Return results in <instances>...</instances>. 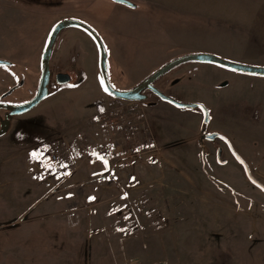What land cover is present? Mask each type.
<instances>
[{
    "label": "rangeland",
    "instance_id": "obj_1",
    "mask_svg": "<svg viewBox=\"0 0 264 264\" xmlns=\"http://www.w3.org/2000/svg\"><path fill=\"white\" fill-rule=\"evenodd\" d=\"M19 1L53 10L52 0H47L48 7L46 0H40L39 6L37 0ZM128 1L137 8L112 0H65L54 4L53 10L60 13L56 19L68 17L66 20L80 21L95 32L111 24L114 32L124 35L114 44L99 36L115 90L123 91L118 86L135 85L168 62L189 54H211L264 68V0H158L163 8L155 10L146 0ZM102 2L105 6L100 9ZM72 8L87 9L100 25L94 29L87 19L65 13ZM18 12L14 13L16 19L21 15ZM30 16L26 13L24 17ZM0 18L4 19L0 55L14 61L28 59L38 44L39 23L7 21L3 9ZM62 32L49 62L47 87L55 91L23 115L10 116L0 110V264H264V192L248 178L243 187V175L231 164L232 156L220 139L205 143V155L220 149L225 161L211 174H168L149 168L142 178L124 176L116 183L107 173L105 188L100 191L83 185L85 180L95 181L96 176L105 174L107 168L103 169L105 164L88 149L98 154L109 147L111 154L119 157L114 146L122 140L126 149L129 133L120 127L107 130L96 122L101 108L119 101L108 96L99 102L107 96L97 76L91 38L76 27ZM25 72L31 74L11 63L0 66V96L11 88L12 80H25L23 87L0 99L1 105H23L35 96L37 91ZM67 72L74 82L60 90L55 77ZM39 78L40 74L36 80ZM84 78L78 88L69 89ZM129 110L139 115L132 104ZM164 126L153 121L149 127L152 139L162 136ZM103 132H110L111 138L102 136L109 144H99ZM137 137L144 141L148 135L142 130ZM153 148H143L138 155ZM33 151L40 153L38 159L30 157ZM52 153L58 155L59 166L51 162ZM156 153H151L153 159ZM173 156L180 159L181 153ZM141 159L138 164L144 169L145 159ZM147 183L157 188L161 185L163 191L153 193ZM234 185L238 191H232ZM89 196L95 200L89 202Z\"/></svg>",
    "mask_w": 264,
    "mask_h": 264
},
{
    "label": "crops",
    "instance_id": "obj_2",
    "mask_svg": "<svg viewBox=\"0 0 264 264\" xmlns=\"http://www.w3.org/2000/svg\"><path fill=\"white\" fill-rule=\"evenodd\" d=\"M18 1L0 0V9L7 11V17L9 18H7V21L13 19L22 24L26 22L31 24L33 22L34 25H37L39 23L38 29L41 28V31L38 44L28 59H15L14 61L2 55H0V59L9 61L15 68L29 69L31 74L28 75L25 72L27 74L26 77L36 79L37 75L41 72V56L49 36L48 31H51L57 22L68 18L62 17L56 19L55 15H59L60 13L56 14L53 11L54 4L57 3L59 5L60 2H65V0H52L53 10H49L48 8L39 9L33 5H22ZM146 1L148 5L156 6L151 8L153 10L163 8L161 2H158V0ZM40 2L42 1L37 0L36 5L39 6ZM13 4L19 5V7ZM101 4L100 9H103V5L105 6V4L103 2ZM48 5L50 3L47 1V7ZM17 11L21 15H17L16 19L14 13L16 14ZM64 11L65 13L72 14L73 17L87 19L88 23H93L94 29H97V25H100L96 18L89 16L87 9L72 8ZM26 13L32 16L29 18L24 17ZM3 21L4 19L0 18V27H2ZM104 24H108V22ZM112 28L113 25L111 24L110 26L104 25L102 28H98L96 32L106 43L114 44L117 39H121L124 35H121V33L117 34ZM64 37L66 38L65 33ZM96 59L97 76L99 78L97 49ZM170 72L169 75L162 77L155 83V88L165 96L179 103H197L205 107L209 118L207 125H203V115L198 109H180L163 101L155 94H152L151 97L146 95L143 101L133 102L131 104L134 110L136 108L139 114L144 117L148 125H150L149 127H152L153 121H159L160 124L165 125L162 136H155L153 138L152 145L154 148L143 154L144 156L138 155L134 161L124 155L114 157L111 154L107 160V166L103 165V169L107 167L106 173L96 176L95 181L91 179L85 180L83 185L87 188L100 191L105 188L104 176L107 173L113 176V183H116L120 178L124 180V176L128 178L133 175L137 178L136 175H142L139 177L142 178L143 174L149 168L168 174H180L183 172L190 174L195 172L203 175L211 174L212 172L218 171L221 168L220 165L223 164L217 162L215 154L205 155L208 148L205 145L207 141L204 140V135L216 134L229 143L231 149L243 161L255 181L262 183L261 185L264 186V78L235 72L232 73V71H226L214 65L200 63H185L175 67ZM84 80L85 78L80 84L69 89L78 88L83 84ZM135 85L128 86L126 84L118 87L126 91ZM188 91H191V94H188ZM107 98L108 96L101 98L99 102H105ZM105 104L103 103L101 105L103 106ZM103 131L105 130L103 129ZM103 135L111 138L110 132H103L102 135H99V142H101L99 144H109L107 140H103ZM220 140L226 145L232 156L231 164L236 167L238 172L242 173L245 182L243 187H246L248 181L243 165L232 154L227 142L222 139ZM118 142L117 140V145L114 143V150L117 153L124 152L125 147L122 146V140L120 143ZM153 152H157L154 159L151 156ZM174 152L181 153L180 157L183 159L174 158ZM88 153L91 156H97L92 154V148L88 149ZM141 158L145 159L144 169L140 168L141 166L138 164ZM152 161H154L153 164ZM184 164L188 166H184ZM152 181L155 180L153 179ZM147 185L148 189L153 193H158V190L163 191L161 185L158 188L154 187L151 183H147ZM236 189L238 188L234 185L232 191H238Z\"/></svg>",
    "mask_w": 264,
    "mask_h": 264
},
{
    "label": "water",
    "instance_id": "obj_3",
    "mask_svg": "<svg viewBox=\"0 0 264 264\" xmlns=\"http://www.w3.org/2000/svg\"><path fill=\"white\" fill-rule=\"evenodd\" d=\"M112 2L114 4H118V5L124 6L129 9L137 8V5L135 3L128 1V0H112ZM68 27H76L84 31L95 44L97 52H98L99 79H100L101 86L107 96L115 100H120V101L140 102L145 99V96L142 93L145 90H149L153 92L157 97L162 99L163 101H166L177 108L200 110L203 115V125L204 126L207 125L208 120H209L208 113L205 107H203L200 104H195V103H191V104L178 103L174 101L173 99L165 96L160 91H158L152 84L164 74L168 73L175 67L185 64V63L210 64V65H214L220 68L230 70L235 73L264 78V68H261V67L234 63V62L224 60L220 57H217L211 54H189V55H185L178 59L168 62L167 64L162 66L156 72L152 73L148 78L143 80L141 83H139L134 88L130 90H126V91H118V90H115L110 85L109 78L107 75V53H106V49L99 35L91 27H89L88 25L80 21L65 19V20L59 21L53 27L47 39L46 45L44 47V50L41 56L42 70H41V75L39 79L38 89H37L35 96L27 103L23 105H19V106H7V105L0 104V110L7 111L10 116L23 115L24 113L29 112L34 107L39 105L44 99H46L50 94H52L55 91V90L49 91L47 87L50 81L49 62H50L52 49H53L57 36L62 30ZM8 65H9V62L0 60V66H8ZM55 82L58 86H64L70 82V76L69 74H66V73H59L55 77ZM105 89H107V91H105ZM5 124L6 122H4L2 126ZM214 135H205V137L208 140H213ZM219 154L220 153L218 152V157H219ZM224 163L225 162L222 161V164ZM245 173L249 180L253 179L248 169L245 170ZM253 181L254 182L252 183L256 185L257 187H259L264 192V186L258 183L257 181H255L254 179Z\"/></svg>",
    "mask_w": 264,
    "mask_h": 264
},
{
    "label": "built area",
    "instance_id": "obj_4",
    "mask_svg": "<svg viewBox=\"0 0 264 264\" xmlns=\"http://www.w3.org/2000/svg\"><path fill=\"white\" fill-rule=\"evenodd\" d=\"M120 103V104H119ZM114 105L108 106L102 113L96 115L95 120L107 130H116L119 127L125 128L129 133V145L125 149V152H121L119 155H124L129 159L137 156L139 151L143 148L148 150L150 145L153 144V139L149 131V125L145 119H141L142 115H138L135 112H130L129 106L131 103L119 101ZM141 116V117H139ZM143 118V117H142ZM136 121L138 123H136ZM142 130L148 135L144 141H141L137 136ZM142 142V143H141ZM139 149V151H137ZM110 148L106 147L98 152L99 157L108 158L111 155ZM50 160L57 166L60 164L58 155L50 154ZM112 180V175H109ZM133 184V183H131Z\"/></svg>",
    "mask_w": 264,
    "mask_h": 264
},
{
    "label": "flooded vegetation",
    "instance_id": "obj_5",
    "mask_svg": "<svg viewBox=\"0 0 264 264\" xmlns=\"http://www.w3.org/2000/svg\"><path fill=\"white\" fill-rule=\"evenodd\" d=\"M58 23V22H57ZM56 23V24H57ZM63 31V30H62ZM62 31L59 33V34H61L62 33ZM58 37V36H57ZM57 39V38H56ZM55 42H56V40H55ZM9 65H10V63H9ZM8 65V66H9ZM41 70H42V64H41ZM66 74H69V76H70V82L68 83V84H72L73 82H74V76L71 74V73H66ZM40 75H41V72H40ZM150 75H148L147 77H145L144 79H142L139 83H141L143 80H145L146 78H148ZM161 78V77H160ZM159 78V79H160ZM40 79V78H39ZM158 79V80H159ZM12 80V79H11ZM158 80H156L152 85L155 87V83L158 81ZM24 83H25V80L22 78L20 81H17V80H12V84H11V88H9V89H7V90H5L2 94H1V96H0V99H3V98H6V97H8V96H10V95H12L16 90H18L20 87H23V85H24ZM31 83H32V88L35 90V91H37V89H38V85H39V80H36V79H32L31 80ZM138 83V84H139ZM68 84H66V85H64V86H59V87H65V86H67ZM137 84V85H138ZM137 85H135V86H137ZM134 86V87H135ZM133 87V88H134ZM62 89V88H61ZM132 89V88H131ZM130 90V89H129ZM154 94L153 92H151V91H149V90H145L142 94L144 95V96H148V94ZM33 98V97H32ZM32 98H30V100L32 99ZM30 100H28V101H30ZM205 135H214V134H205ZM205 135H204V140L205 141H212V140H208V139H206V137H205ZM220 137H214L213 138V140H215V139H219ZM220 139H222V138H220ZM223 140V139H222ZM229 146V145H228ZM218 152L220 153L219 154V157H218ZM214 154H215V156H216V159H217V162L218 163H220V164H222V161H223V158H222V155H221V150L220 149H218L217 150V152L215 151V152H213Z\"/></svg>",
    "mask_w": 264,
    "mask_h": 264
},
{
    "label": "snow or ice",
    "instance_id": "obj_6",
    "mask_svg": "<svg viewBox=\"0 0 264 264\" xmlns=\"http://www.w3.org/2000/svg\"><path fill=\"white\" fill-rule=\"evenodd\" d=\"M105 91H107V89H105ZM100 111L103 112L104 109L101 108ZM137 151H139V149H137ZM92 154H93V155H98V154L95 152V150H93V153H92ZM29 155H30V157H31L33 160L38 159V158L40 157V153H38V152H36V151L31 152ZM98 158L102 160V162L105 164V166H107L108 161H107L106 159H104L103 157H99V156H98ZM65 167H66V166H65ZM66 175H70V173H66ZM94 175H95V173H94ZM132 179L135 180V177H133ZM127 195H128L127 193H124V197H123V198H127ZM70 196H71V194H69V197H70ZM88 200H89V202H91V201L95 200V197H94V196H89V197H88ZM126 219H127V217H126ZM118 230H119V229H118Z\"/></svg>",
    "mask_w": 264,
    "mask_h": 264
},
{
    "label": "trees",
    "instance_id": "obj_7",
    "mask_svg": "<svg viewBox=\"0 0 264 264\" xmlns=\"http://www.w3.org/2000/svg\"><path fill=\"white\" fill-rule=\"evenodd\" d=\"M59 88H63V87H59ZM214 137H220L219 135H214ZM221 138V137H220ZM223 139V138H222ZM225 140V139H223ZM226 141V140H225ZM227 142V141H226ZM227 144L229 145V143L227 142ZM230 147V145H229ZM231 149V147H230ZM232 153L234 154L235 158L243 165L244 169L247 170L248 168L246 167V165L243 163V161L235 154V152L231 149ZM108 160V158L106 159ZM253 178V177H252ZM251 182H254L253 179H250Z\"/></svg>",
    "mask_w": 264,
    "mask_h": 264
}]
</instances>
